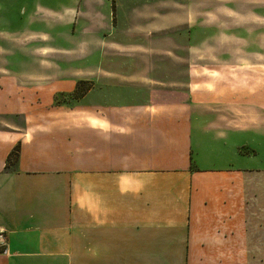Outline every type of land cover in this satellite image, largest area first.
I'll use <instances>...</instances> for the list:
<instances>
[{
    "label": "crops",
    "instance_id": "1",
    "mask_svg": "<svg viewBox=\"0 0 264 264\" xmlns=\"http://www.w3.org/2000/svg\"><path fill=\"white\" fill-rule=\"evenodd\" d=\"M68 1L0 0V264H264V62L249 95L180 94L144 61L177 26L146 8L170 1ZM232 6L264 23V0ZM75 48L97 56L88 104L42 71Z\"/></svg>",
    "mask_w": 264,
    "mask_h": 264
},
{
    "label": "rangeland",
    "instance_id": "2",
    "mask_svg": "<svg viewBox=\"0 0 264 264\" xmlns=\"http://www.w3.org/2000/svg\"><path fill=\"white\" fill-rule=\"evenodd\" d=\"M169 1L172 7L151 5L146 8L149 11L147 16L152 20L154 15L155 18L162 20L166 18L165 16L171 15L172 19H176L177 26L151 38L149 46H159L163 53L146 56L147 59L144 61L171 63L175 69L171 74L173 78L176 76L180 94L187 93L185 83L188 84L193 80L200 82L204 79L221 85L215 89L226 90L224 92L226 95L232 94L234 87L240 90L243 96L249 95L252 87L250 75L253 73L250 69L251 64L264 62V35H262L264 31L261 29L264 28V23L236 20L233 0H176V5H174L175 0H163V2ZM68 2L71 1L67 0ZM203 4L206 5L204 9ZM171 11L176 12V15H172ZM72 31L73 28H67V35L70 36ZM76 42H79V38ZM55 45H58L57 40ZM59 45L62 46L61 42ZM69 45L71 42L67 40V49L71 48ZM63 58L65 62L62 61ZM124 61L125 59L120 62ZM27 62L29 63L30 60L28 59ZM96 63L97 56L91 57L89 52H81L75 48L67 51L65 57L58 54L51 56L50 64L55 65V71L53 69L49 72L46 69L42 71L44 74L53 75L57 73L56 67L61 68L65 65L67 79L76 81L74 86L66 88L65 94L74 98L86 96L84 102L88 104L91 88L88 67ZM25 64L26 58L18 56L17 66L25 67ZM73 68L82 70L73 72ZM69 73L75 75L70 76ZM166 74L169 72H156L155 77ZM200 89L201 87H194V90ZM205 89L213 88L211 86ZM244 106L248 107V104L243 103L242 108L248 110ZM193 124L194 127H198L196 121Z\"/></svg>",
    "mask_w": 264,
    "mask_h": 264
},
{
    "label": "built area",
    "instance_id": "3",
    "mask_svg": "<svg viewBox=\"0 0 264 264\" xmlns=\"http://www.w3.org/2000/svg\"><path fill=\"white\" fill-rule=\"evenodd\" d=\"M6 244V237H5V234L0 231V248L5 246Z\"/></svg>",
    "mask_w": 264,
    "mask_h": 264
},
{
    "label": "trees",
    "instance_id": "4",
    "mask_svg": "<svg viewBox=\"0 0 264 264\" xmlns=\"http://www.w3.org/2000/svg\"><path fill=\"white\" fill-rule=\"evenodd\" d=\"M16 153H17V149H15L8 157V163L12 162L15 160V156H16Z\"/></svg>",
    "mask_w": 264,
    "mask_h": 264
}]
</instances>
